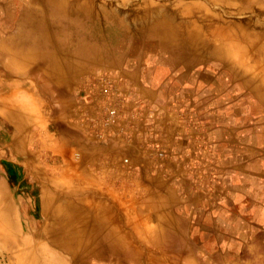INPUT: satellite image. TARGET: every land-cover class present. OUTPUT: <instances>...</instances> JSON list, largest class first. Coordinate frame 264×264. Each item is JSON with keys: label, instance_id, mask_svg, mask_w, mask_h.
<instances>
[{"label": "rangeland", "instance_id": "rangeland-1", "mask_svg": "<svg viewBox=\"0 0 264 264\" xmlns=\"http://www.w3.org/2000/svg\"><path fill=\"white\" fill-rule=\"evenodd\" d=\"M27 4V7L33 10L41 7L34 2ZM88 7L94 9L97 14L93 18L94 21H101V24L111 19L124 21L130 26L132 33L143 30L152 21L149 19L151 17L147 18L144 14L150 12L152 8L169 12L180 31L184 29L183 26H190L200 31L199 42L202 48L207 44L211 48L222 46L224 60L222 63H216L218 72L228 71L231 69L229 64L233 63L235 70L242 72V78L251 76L253 83L257 80L264 88V0H92ZM155 18L161 21L160 17ZM68 21L69 19L66 20ZM16 23L14 19L13 27H16ZM14 32L16 29L12 31ZM49 35V33L48 36L45 34L41 43L32 36L33 41H29V45L34 50L30 54L33 61L28 57L26 59L28 61L24 63L22 58L24 56L20 57L22 47L18 41L13 44L11 55H17L19 60L13 61L12 64L9 54L5 51L8 49L1 47L2 51H0V178L4 183L0 186L3 192H13L18 207L16 224H14L16 230L13 229L12 224L10 228L8 224L6 226L5 223H1L0 264H264V242L256 241L264 239V231L260 232L257 239L253 237L247 239L244 236L245 227L240 226L233 230L237 224H234L238 215L234 210L236 207L230 209L233 212L222 214L217 209L223 205V202L218 204L220 196L217 198L198 195L188 198L170 192L161 197L146 194L133 204L127 203L126 196H109V199L125 201V204L119 203L120 211L116 206L97 204V207L102 209L97 211L96 224L121 226L145 223L149 229H146L144 234L130 238L123 233L124 231L115 229L114 232L117 234L114 236L98 235L89 238L81 235L79 238H66L63 244L53 242L57 239L47 227L51 226L56 212L40 215L38 212L41 208L40 198L32 193L57 192V190L61 192L62 187L66 193H70L78 184H74L72 175L64 182H58L56 164H47V161L42 163V159L44 157L46 159L47 156L40 152L37 153L36 158L34 157V163L30 159L32 164L30 162L26 164L24 157L19 155V149H15L12 144L13 134L15 132V138L24 143L27 128L32 132L33 145L50 142L52 140L48 139V134H56L58 128H64V131L72 130L73 127L68 126V123L76 115L75 110L81 104L80 97L92 98L99 106L106 107L107 104L113 103L115 98L113 92L119 86V81L116 71L110 69L116 66L114 64L92 61L83 66L92 68L81 73L80 66L67 69V64L71 66L73 64V59L70 57H64L65 63L60 67L66 68L65 70L74 69V72L64 71L58 82L44 78L45 68L50 67L48 60L56 45L57 49L61 50L58 56H64L69 50L76 48L74 43L77 40L76 33L73 35L76 40L71 38V42H65L61 38L56 42L57 39H51ZM37 43L39 44L36 46ZM37 49L40 52H37ZM62 51L67 52L62 53ZM143 53V50H135L130 52V55L134 57ZM188 53L185 50L181 54L183 61H187ZM91 55L90 52L87 53L88 57ZM197 65H193L192 69H196ZM106 73L112 75L109 95L104 91L108 86L104 80L108 78ZM236 83L231 84L228 90H236L238 88ZM203 86L205 92L208 83L202 82ZM209 97L211 100L217 98L216 95ZM243 98L241 96V102ZM242 112L246 116L252 113ZM3 113L14 116L15 128L7 122ZM250 120L253 123L255 118ZM241 132L243 134L239 137L241 142L259 146L257 142L255 144L252 140H248L247 130ZM214 138L220 143L223 136L218 135ZM233 140L237 144V138ZM260 157L259 152L251 154L254 162L252 159L249 160L250 167L252 171L264 174V160L260 161ZM50 162L53 163L54 160ZM208 162L206 180L201 182L205 190L210 194L216 190L217 183H220L222 185L220 188L225 194L231 192L229 186L217 179L212 169L214 166L212 159ZM229 164L232 165L229 166V171L232 173L236 171L234 176L237 185L235 183L234 192H240L237 195L254 193L255 187L253 188L252 182H248L245 178L249 176L246 166L239 168L235 160ZM239 173H244L243 188L237 181ZM235 194L226 196L224 201L231 198L233 202ZM104 199L105 197L100 198L102 201ZM72 200V196L65 197V217L73 216ZM48 202L49 199L47 205H56L55 198L52 203ZM30 203L32 207L29 206ZM27 204L29 210L33 211L32 216L30 211L26 213ZM206 210L207 214H205ZM85 212L80 213V218L76 215L75 223L88 222L86 219L89 215L87 210ZM228 215H231L232 220ZM226 217L230 219L229 235L232 236L229 245L218 244L217 241L210 239L215 234L214 226H219L222 218ZM68 221L71 220H64L65 225L71 224ZM189 226L202 227L207 232L206 237H191L187 233ZM14 231L16 235L11 234Z\"/></svg>", "mask_w": 264, "mask_h": 264}, {"label": "crops", "instance_id": "crops-1", "mask_svg": "<svg viewBox=\"0 0 264 264\" xmlns=\"http://www.w3.org/2000/svg\"><path fill=\"white\" fill-rule=\"evenodd\" d=\"M84 65L87 63L80 62L73 67L80 66L81 73L92 68H85ZM110 69L116 71L119 81V86L113 92V102L118 107L114 121L108 117V104L101 107L92 98L80 97L81 104L75 110L76 115L68 123V126L73 127L71 131L67 127L68 131L60 127L56 134H48V139L52 141L41 142L37 146L33 145L32 132L27 128L24 143L15 138V132L11 140L26 164H29L30 159L34 163V157L40 152L47 156L42 159V163L47 161V164H56L58 182H64L72 175L74 184H78L70 193H66L64 187L61 192L32 193L40 198V215L56 212V219L53 218L51 226L47 227L57 239L53 241L55 243L63 244L64 239L79 238L81 235L89 238L114 236L117 234L115 229L124 231L130 238L144 234L149 229L145 223L121 226L96 224L97 211L102 209L97 204L116 206L119 211L120 204H125V201H113L109 196H126L127 203L133 204L146 194L161 197L170 192L188 198L198 195L220 196V204L226 196L236 193V171H229V166L232 167L229 163L235 160L240 166L247 165L246 169L250 172L249 160L254 162L251 154L256 152V146L248 142L238 141L236 153L230 156L229 150L232 148L224 143V137L235 139L237 131L232 127L227 126L220 143L216 141L208 126L212 114L207 110L208 101L214 100H210L207 95L200 102L198 98L194 99L190 85L185 82L186 78L181 75L177 81L171 76L173 67L119 63ZM209 159H212V169L217 179L229 186L231 192L225 194L220 183L210 194L202 186L201 182L207 177ZM51 160L54 162L51 163ZM0 184H4L2 178ZM2 189L0 186V232L1 223L8 224L10 228L12 224L16 230L14 224L18 207L13 192H3ZM66 196L73 198V216L65 217ZM102 197H105L103 201L100 200ZM53 198L56 199V205H47L48 199L52 203ZM29 206L32 207V204ZM29 206L26 205L27 214ZM217 209L225 215L233 212L221 207ZM86 210L88 222L75 223L76 215L80 218V213H86ZM30 212L32 216L33 211ZM66 219H70L68 222L71 224L65 225ZM11 234L16 235L15 231Z\"/></svg>", "mask_w": 264, "mask_h": 264}, {"label": "bare ground", "instance_id": "bare-ground-1", "mask_svg": "<svg viewBox=\"0 0 264 264\" xmlns=\"http://www.w3.org/2000/svg\"><path fill=\"white\" fill-rule=\"evenodd\" d=\"M91 1L0 0V51H2L1 47L8 49L5 51L9 54L10 64H12L13 61L19 60L17 55H11V53L13 54L12 46L18 41L22 47L20 57L23 55L22 58L26 63L28 61L26 59L30 58V54L34 52L29 45V41H33L32 36H35V40L37 39L41 43L45 34L48 36L49 33L51 39H57L56 42L60 38L66 42L70 41L71 38L76 40L75 36L73 38L76 33L77 40L74 43L76 48L72 49L73 54H71L72 50H69L68 52L62 51V53L67 52L64 56H58L61 50L57 49L56 45V49L50 55V60H48L50 70L48 67L45 68L44 78H50L52 82H58L64 71L71 72V70H65L66 68L61 71L60 66L65 63L63 62L64 57L73 59L72 66L67 64V69L80 62L90 64L92 61L112 65L129 63L138 66L147 64L173 67L171 76L177 81L181 75L186 78L184 80L190 85V93L194 99L198 98L200 102V100L206 99L204 95H216L217 98L214 101L207 103V110L212 114L208 124L211 135L213 137L221 135L222 137L227 126H230L237 131L234 137L241 142L239 139L243 135L241 131L247 130L248 140L259 144L258 148L255 147V151L261 155L260 161L264 160L263 85L257 80H254L253 83L250 79L251 76L242 78V72L236 71L233 63L229 64L231 69L225 70L229 73L218 72L216 63H222L224 60L222 46L211 48L207 44L202 48L199 42V30L190 26H183L184 29L180 28L182 30L180 31L169 12L155 8L144 13L147 18L151 17L149 19L152 21L141 31L132 33L130 26L124 21H116V19L101 24V21H94L93 19L97 14L94 9L88 7ZM27 2H34L41 7L33 10L27 7ZM156 16L160 17L161 21L156 19ZM14 19L17 21L16 27H13ZM68 19L69 21L66 22ZM15 29L16 32L12 33ZM135 50H143L144 53L131 57L130 52ZM185 50L189 52L187 61H183L181 58V54ZM37 52L40 51L37 49ZM88 52L92 54L90 57L87 56ZM31 61L33 60L31 59ZM195 64H198L197 70L192 69ZM178 68L180 69L176 70ZM202 82L208 83L205 92ZM233 83H236L238 88L228 90ZM241 96L244 97L242 102ZM242 111L248 114L252 113L246 116ZM3 116L7 118L8 123L15 124V118L12 114L3 113ZM250 118H255V121L251 123ZM224 139V143L232 148L229 150L230 156L235 154L236 143L233 142L234 138L228 140L224 137ZM233 150L234 152H232ZM245 166L247 167V165ZM250 172H248L249 176H245V178L248 182H252L256 191L254 188V193L249 192L243 195H237L240 192H236L233 202H231V198H227V201H223L224 206L220 205L219 207L224 209L236 207L234 210L238 215L234 224H237L233 230L243 226L245 227V238L257 239L260 232L264 231V174L256 173L254 170ZM243 174L237 175V181L242 188L244 185ZM228 216L231 217V215ZM229 217L220 219L221 224L214 226L215 234L211 236V240L217 241L218 244L229 245L232 238L229 235L231 230ZM218 220L216 219V221ZM187 233L193 238H204L207 232L202 227H190ZM256 241L260 243V241L264 242V239Z\"/></svg>", "mask_w": 264, "mask_h": 264}, {"label": "built area", "instance_id": "built-area-1", "mask_svg": "<svg viewBox=\"0 0 264 264\" xmlns=\"http://www.w3.org/2000/svg\"><path fill=\"white\" fill-rule=\"evenodd\" d=\"M104 80L108 84V86L105 87L104 91L109 95V92L111 90L112 80H111L110 77L105 78ZM107 110H108V117H109V119L111 121H114L115 120V117L117 115V112H118L117 105L114 102L113 103H110V104L107 105ZM125 161H127V159H125Z\"/></svg>", "mask_w": 264, "mask_h": 264}]
</instances>
